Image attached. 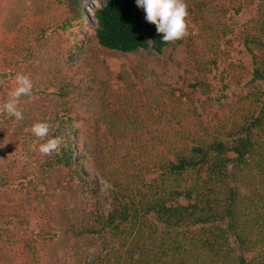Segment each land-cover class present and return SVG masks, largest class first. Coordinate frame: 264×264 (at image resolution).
<instances>
[{
    "label": "trees",
    "instance_id": "obj_1",
    "mask_svg": "<svg viewBox=\"0 0 264 264\" xmlns=\"http://www.w3.org/2000/svg\"><path fill=\"white\" fill-rule=\"evenodd\" d=\"M83 1L0 0V104L33 83L23 120L0 112V264H264V0H184L170 42L135 0ZM179 46L198 98L113 87L100 58Z\"/></svg>",
    "mask_w": 264,
    "mask_h": 264
},
{
    "label": "rangeland",
    "instance_id": "obj_2",
    "mask_svg": "<svg viewBox=\"0 0 264 264\" xmlns=\"http://www.w3.org/2000/svg\"><path fill=\"white\" fill-rule=\"evenodd\" d=\"M86 1L84 0L83 2ZM80 8H84L85 11L90 12L89 7L86 5H82ZM186 24L188 30L190 25L187 22ZM84 45L82 58L90 54L88 45L86 43ZM168 54L169 52L160 56L156 53L146 51L121 53L112 50H102L100 52V58L107 67V73L113 87L126 88L130 86L133 80L136 81L135 79L147 83L163 82L177 88L176 97L181 96L182 99L198 98L199 95L196 91H193L187 84V75L183 64L184 55L181 46L178 47L177 52L172 53L173 60L171 62L168 61V58H170ZM244 58L246 60L248 59L246 56ZM84 142L85 138L81 135L79 143L75 144V152L79 161L82 159L81 153ZM82 162L83 172H87L96 181L98 196L103 199L107 182L94 169L85 168L88 163L87 161Z\"/></svg>",
    "mask_w": 264,
    "mask_h": 264
},
{
    "label": "clouds",
    "instance_id": "obj_3",
    "mask_svg": "<svg viewBox=\"0 0 264 264\" xmlns=\"http://www.w3.org/2000/svg\"><path fill=\"white\" fill-rule=\"evenodd\" d=\"M138 8L145 13V20L154 24L156 31L164 42L180 40L188 35L186 17L187 6L184 0H135ZM33 93V83L28 76L17 74L15 87L10 91L9 98L0 104V112L20 121L24 119L23 110L20 107L22 97ZM30 132L33 136L44 138L48 136L49 125L44 122H36ZM62 146V138L50 137L46 142L39 144L38 151L44 156L59 154Z\"/></svg>",
    "mask_w": 264,
    "mask_h": 264
},
{
    "label": "bare ground",
    "instance_id": "obj_4",
    "mask_svg": "<svg viewBox=\"0 0 264 264\" xmlns=\"http://www.w3.org/2000/svg\"><path fill=\"white\" fill-rule=\"evenodd\" d=\"M86 9V7H84Z\"/></svg>",
    "mask_w": 264,
    "mask_h": 264
}]
</instances>
